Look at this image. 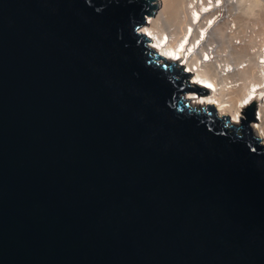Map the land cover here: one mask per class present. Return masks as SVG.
<instances>
[{
    "label": "water",
    "instance_id": "obj_1",
    "mask_svg": "<svg viewBox=\"0 0 264 264\" xmlns=\"http://www.w3.org/2000/svg\"><path fill=\"white\" fill-rule=\"evenodd\" d=\"M158 3L0 0V264H264L258 105L189 101Z\"/></svg>",
    "mask_w": 264,
    "mask_h": 264
},
{
    "label": "bare ground",
    "instance_id": "obj_2",
    "mask_svg": "<svg viewBox=\"0 0 264 264\" xmlns=\"http://www.w3.org/2000/svg\"><path fill=\"white\" fill-rule=\"evenodd\" d=\"M138 31L161 63L181 66L202 92L186 97L264 144V0H158ZM206 110V111H207Z\"/></svg>",
    "mask_w": 264,
    "mask_h": 264
}]
</instances>
